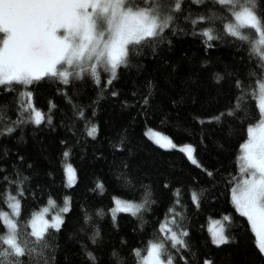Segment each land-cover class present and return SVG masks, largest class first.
Returning <instances> with one entry per match:
<instances>
[{
  "label": "trees",
  "instance_id": "obj_1",
  "mask_svg": "<svg viewBox=\"0 0 264 264\" xmlns=\"http://www.w3.org/2000/svg\"><path fill=\"white\" fill-rule=\"evenodd\" d=\"M182 9L163 42L140 50L128 67L118 69L111 85L106 83L110 75L101 72L99 84L85 76L69 85L43 79L28 89L0 88V129L15 127L21 104L26 106L24 91H31V103L45 115L40 125L27 122L0 135V211L7 210L9 195L19 200L17 220L21 233L28 234L20 239L33 247V213L51 201L62 206L68 197L59 230L48 227L44 233L43 257L38 255L42 246L35 245L37 260L92 264L86 255L91 252L95 264H139L135 250L163 241L173 264H264L249 223L231 197L241 176L238 157L247 128L260 117L251 86L264 67L250 45L223 32L207 41L200 34L206 24L193 26L183 19L218 11V5L185 0ZM217 73L223 79L217 80ZM238 102L234 116L213 119ZM93 125L94 137L87 134ZM148 129L193 146L199 166L179 149L153 142ZM66 162L75 170L71 186L65 180ZM116 198L144 207L137 215L118 211L113 216ZM224 216L230 217L223 220L229 242L217 246L209 223ZM165 221L178 235L188 233L181 236L186 247L171 246L162 230ZM5 232L0 222V233Z\"/></svg>",
  "mask_w": 264,
  "mask_h": 264
},
{
  "label": "snow or ice",
  "instance_id": "obj_2",
  "mask_svg": "<svg viewBox=\"0 0 264 264\" xmlns=\"http://www.w3.org/2000/svg\"><path fill=\"white\" fill-rule=\"evenodd\" d=\"M184 2L185 0H0V88H6L7 91H17L15 86L28 89L34 82L43 79H56L69 85L72 80H80L85 76L99 84L101 72L110 75L106 83L111 85L118 69L128 67L140 50L149 47L155 49L163 42L164 34L173 30L178 14L182 15ZM188 2L199 6L205 3L219 6L218 11L209 9L207 15L198 14L195 19L191 18V13L183 17L193 26L206 24L207 27L202 28L200 34L207 41L219 39L218 33L223 32L250 45V51L259 56L261 66L264 67V8L260 6V0ZM216 79L223 77L217 73ZM236 83L238 88L242 86L239 80ZM20 95L27 96L29 102L27 106L21 104L22 111L14 122L15 127L0 129V135H10L23 123L40 125L44 122L45 115L31 103V91L21 92ZM112 95L117 93L113 92ZM251 95L259 101L260 117L255 123L249 124L247 139L241 145V155L238 157L241 176L232 188V202L240 215L247 219L255 236L256 247L264 255V72L251 86ZM144 102H148L147 97ZM240 107L238 102L234 109L219 113L213 119L222 121L224 115L234 116ZM47 122L51 123L50 115L47 116ZM96 133L94 125L87 132L92 137ZM147 134L161 147H178L170 138L151 129ZM179 150L186 153L193 164L198 165L193 155V146L184 145ZM68 155L67 152L64 153L65 157ZM66 170L71 186L75 170L71 165H67ZM207 174L213 175L211 172ZM97 187L103 186L98 184ZM18 195H22V192ZM192 199L198 202L196 193L192 194ZM7 200L11 202L9 206L12 211H0V222L6 228L5 233H0V264H25V260L21 258H27L28 264H47L46 260L36 259L35 245L42 246L38 255L43 257V248L47 247L44 233L48 227L58 231L63 220L56 217L50 225L45 221L39 232L35 231L33 222L34 230L30 235L35 237V241L32 242L34 246L29 247L28 239H20L21 235L28 234L21 233L17 220L19 200L11 195ZM67 203L66 199L65 204ZM121 203L116 200L117 209L113 210V216L115 211L137 215L144 207V204L125 203L121 208ZM68 210L67 206L62 209L63 212ZM223 220L230 222V217L224 216ZM167 230L171 233L169 239L172 247H186L181 238L188 235L186 231L178 235L170 228ZM93 242L95 243V237ZM212 242L217 246L229 242L223 226L212 231ZM135 252L137 256L140 255L139 250ZM86 255L95 264L96 257L93 253L87 252ZM142 264H173V259L165 243L161 241L151 244L147 256L142 258ZM204 264L212 262L205 261Z\"/></svg>",
  "mask_w": 264,
  "mask_h": 264
},
{
  "label": "rangeland",
  "instance_id": "obj_3",
  "mask_svg": "<svg viewBox=\"0 0 264 264\" xmlns=\"http://www.w3.org/2000/svg\"><path fill=\"white\" fill-rule=\"evenodd\" d=\"M24 98V101L26 103V106H27V103L29 102V98L27 96H23ZM258 101V100H257ZM259 103V101H258ZM34 115V113H33ZM149 130V129H148ZM148 130L145 131V134L153 141L155 142V140L153 138H151L147 133H148ZM152 130V129H151ZM154 132H157L155 130H153ZM159 133V132H158ZM162 136H165L163 135L162 133H160ZM169 138V137H168ZM175 145H177L178 147H176L177 149H179L181 146H184V145H190V144H176L175 142H173ZM157 144V143H156ZM160 146V145H159ZM164 148V147H163ZM168 148H172V147H168ZM184 153V152H183ZM185 155L187 156V154L185 153ZM194 155V153H193ZM195 158V156H194ZM69 165L67 162L65 163L64 165V173H65V180H66V184L69 186V181H68V173H67V170H66V166ZM74 179H75V176H74ZM74 182V181H73ZM72 182V183H73ZM71 183V184H72ZM235 186V185H234ZM233 186V187H234ZM231 197H232V192H231ZM67 199L68 201V197H65V200ZM120 200L119 198H116L114 199V206H113V209L111 210V214H113V210L117 209V204H116V200ZM122 203L120 205V207L122 208L124 206L125 203H133V202H129V201H124V200H120ZM10 201L8 203V205H10ZM68 204V203H67ZM133 204H138V203H133ZM234 205V204H233ZM65 207V204H63L62 206H57L55 203H53L52 201L51 202H48L44 207L40 208L39 210H37L36 212L33 213V215L31 216L30 218V228H31V232H33V222H35V231L39 232L42 230L43 228V222H47L49 225L51 223L54 222L55 218L56 217H59L62 219V216H63V211L62 209ZM235 207V206H234ZM12 209L10 208V206H8L7 210L4 211V213H11ZM116 212L118 211H115V214ZM131 213V212H129ZM220 222V223H217V222ZM169 221H165L163 224H162V230L163 231H166L168 228H170L169 224H168ZM221 226H223V219H215V220H212L210 221L209 223V228H210V231H211V238H212V231L214 229H219ZM224 228V226H223ZM172 230V229H171ZM173 231V230H172ZM167 233L169 235H171V233L167 230ZM225 234V233H224ZM153 243H158V242H151L150 244H148V246L144 249L143 252H140V255H139V264H142V258L147 256V251L148 249H150L151 247V244Z\"/></svg>",
  "mask_w": 264,
  "mask_h": 264
}]
</instances>
